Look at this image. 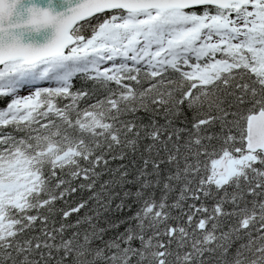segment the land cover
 <instances>
[{"label": "snow or ice", "instance_id": "snow-or-ice-1", "mask_svg": "<svg viewBox=\"0 0 264 264\" xmlns=\"http://www.w3.org/2000/svg\"><path fill=\"white\" fill-rule=\"evenodd\" d=\"M0 264H264V0H0Z\"/></svg>", "mask_w": 264, "mask_h": 264}, {"label": "trees", "instance_id": "trees-1", "mask_svg": "<svg viewBox=\"0 0 264 264\" xmlns=\"http://www.w3.org/2000/svg\"><path fill=\"white\" fill-rule=\"evenodd\" d=\"M77 86H79V82L77 81Z\"/></svg>", "mask_w": 264, "mask_h": 264}, {"label": "rangeland", "instance_id": "rangeland-1", "mask_svg": "<svg viewBox=\"0 0 264 264\" xmlns=\"http://www.w3.org/2000/svg\"><path fill=\"white\" fill-rule=\"evenodd\" d=\"M23 94H25V93H21V95H23Z\"/></svg>", "mask_w": 264, "mask_h": 264}]
</instances>
